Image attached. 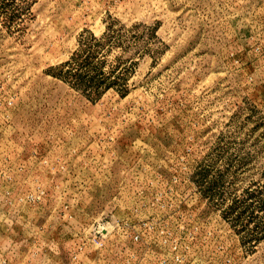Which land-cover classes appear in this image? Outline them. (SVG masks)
<instances>
[{"label": "rangeland", "instance_id": "1", "mask_svg": "<svg viewBox=\"0 0 264 264\" xmlns=\"http://www.w3.org/2000/svg\"><path fill=\"white\" fill-rule=\"evenodd\" d=\"M0 264H264V0H0Z\"/></svg>", "mask_w": 264, "mask_h": 264}, {"label": "trees", "instance_id": "2", "mask_svg": "<svg viewBox=\"0 0 264 264\" xmlns=\"http://www.w3.org/2000/svg\"><path fill=\"white\" fill-rule=\"evenodd\" d=\"M112 85H108L107 87H106V89H108V88H110ZM97 88V87H96Z\"/></svg>", "mask_w": 264, "mask_h": 264}]
</instances>
